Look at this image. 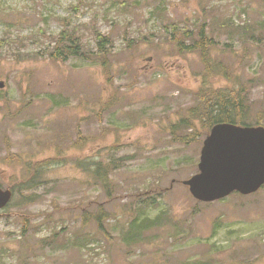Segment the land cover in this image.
I'll return each instance as SVG.
<instances>
[{"label": "rangeland", "instance_id": "1", "mask_svg": "<svg viewBox=\"0 0 264 264\" xmlns=\"http://www.w3.org/2000/svg\"><path fill=\"white\" fill-rule=\"evenodd\" d=\"M62 18L86 54L52 61ZM204 21L226 69L205 81L198 53L170 38ZM4 36L0 264H264V186L203 203L182 184L207 134L190 116L200 88L245 86L246 124L264 125V0H0ZM30 155L40 178L22 188Z\"/></svg>", "mask_w": 264, "mask_h": 264}, {"label": "trees", "instance_id": "2", "mask_svg": "<svg viewBox=\"0 0 264 264\" xmlns=\"http://www.w3.org/2000/svg\"><path fill=\"white\" fill-rule=\"evenodd\" d=\"M61 22L63 28L59 32L56 41H49L50 44H48L46 48L49 59L52 61L57 59L64 60L69 56H82V54H86L82 38L69 29L66 18H62ZM204 24L205 21L196 29L195 33H192L187 27L182 28L174 24L170 38L172 40L171 43L179 53L191 51H196L198 53L206 68V74L203 75V80L205 81V79L211 76L225 73L226 69L221 63H217L218 60L214 57L215 51L213 46L216 40L213 34L214 26L211 24ZM5 39V43H7L8 39ZM95 40L98 46L97 53L105 57L109 38L98 32ZM1 42L2 40H0V43ZM103 66L107 68L105 61H103ZM196 97L198 101L194 107L190 108V116L192 119L195 118L198 120L200 128L206 133L218 122L246 124L249 119L248 89L245 86H236L233 88L202 87L199 89V92L196 93ZM180 123L190 124L191 119L187 120L181 118L176 123L171 124V130L179 131ZM193 130H197V128L193 126ZM173 138L174 140L180 141V136H175ZM190 139L191 136L186 135L182 138V142L188 144ZM16 163L23 166L21 174L25 170H28V173L32 170L28 181H25L22 188H33L32 185L36 186L37 183L35 184V181L37 182L40 176H38V171L36 169L38 161L34 159L33 155L21 157L20 161ZM9 165L16 167L14 163H9ZM96 171L101 177L107 176L106 171L100 164L96 166L93 173ZM26 200L27 202L32 201L31 197H27ZM10 204L11 202L6 207ZM134 224L135 222L133 221L131 223V229Z\"/></svg>", "mask_w": 264, "mask_h": 264}, {"label": "water", "instance_id": "3", "mask_svg": "<svg viewBox=\"0 0 264 264\" xmlns=\"http://www.w3.org/2000/svg\"><path fill=\"white\" fill-rule=\"evenodd\" d=\"M183 184L202 202L224 198L234 191L244 195L257 191L264 184V127L231 123L213 126L203 141L198 172ZM11 196L10 189H0V208Z\"/></svg>", "mask_w": 264, "mask_h": 264}, {"label": "bare ground", "instance_id": "4", "mask_svg": "<svg viewBox=\"0 0 264 264\" xmlns=\"http://www.w3.org/2000/svg\"><path fill=\"white\" fill-rule=\"evenodd\" d=\"M230 123V122H229Z\"/></svg>", "mask_w": 264, "mask_h": 264}]
</instances>
